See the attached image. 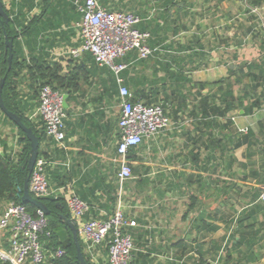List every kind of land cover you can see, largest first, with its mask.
<instances>
[{"label": "crops", "instance_id": "0c3cea01", "mask_svg": "<svg viewBox=\"0 0 264 264\" xmlns=\"http://www.w3.org/2000/svg\"><path fill=\"white\" fill-rule=\"evenodd\" d=\"M82 1H2L13 16L19 14L26 23L42 15L49 25L34 41L19 38L26 60L33 51L35 56L57 63L61 76L80 69L78 89L62 93L67 105L65 140L44 139L39 144L50 195L66 202L75 194L88 204L90 215L101 220L120 206L124 217L136 224L128 227L134 244L131 264H264V203L258 198L251 200L264 190L261 89L257 96L263 103L250 113L239 109L222 117L202 115L200 107L205 95L212 96L210 100L216 104L220 102L219 86L211 84L224 80L221 86L226 88L233 80L229 76L235 65L264 56V30L257 29L260 34L251 44L243 26L240 32L228 29L232 21L228 13L225 28L218 30L219 8L214 0H185L177 16H164L167 9L159 6L161 0H96L107 11L138 15V29L151 35L149 46L156 49L144 67L136 58L123 63L122 85L133 93L132 86L144 77L141 89H158L160 94L176 82L182 85L179 97L185 96L179 101L176 117H169L170 128L132 149L128 156L132 177L120 185L117 78L97 68L89 54L78 58L70 54L82 43L77 26L81 14L76 7V2ZM223 4L228 12L227 3ZM40 28L41 24L37 25ZM165 67L180 75L171 80ZM22 79L21 95L31 97ZM248 82L244 78L241 90L236 88L234 94L243 96V84ZM198 84L211 86L205 87L201 96ZM37 103L30 102L33 109L27 114L35 122ZM243 103L245 107L250 102ZM0 139L9 154L19 149L11 125L0 124ZM7 206L0 203V217ZM248 210L254 212L256 232L241 238L247 225L239 228L237 219ZM9 241V229L0 230V248L7 250ZM83 252L91 264H108L106 245L97 247L94 256L84 248Z\"/></svg>", "mask_w": 264, "mask_h": 264}, {"label": "built area", "instance_id": "2783aa9c", "mask_svg": "<svg viewBox=\"0 0 264 264\" xmlns=\"http://www.w3.org/2000/svg\"><path fill=\"white\" fill-rule=\"evenodd\" d=\"M81 14L78 29L82 40L78 49L71 51L75 58L83 53L89 54L99 67H107L117 78L119 84L120 129L116 145L120 169L117 174L120 185L130 180L132 173L128 165L129 150L137 147L166 131L172 125L161 105L147 106L142 102H132V93L123 85L119 75L126 65L118 63L128 53L135 52L139 60L151 57L156 49L149 46L151 35L138 29L141 19L132 12H110L96 0L76 2ZM64 95L50 86H43L38 95L37 116L44 124L46 135L57 143L65 140L64 122L67 113L63 107ZM46 162L37 158L29 175L28 191L39 199L50 195L45 174ZM264 203V190L259 196ZM67 208L76 225L77 236L83 248L94 256V250L101 245L107 246L108 264H131L134 244L131 236L124 232L127 227L136 226L127 220L118 206L115 212L105 220H85L89 206L75 194L67 198ZM10 231V246L0 248V260L9 264H51L41 238H49L46 215L37 210L31 216L25 208L10 203L0 217V230ZM51 259H59L64 252L57 249L48 254Z\"/></svg>", "mask_w": 264, "mask_h": 264}, {"label": "trees", "instance_id": "16d2710c", "mask_svg": "<svg viewBox=\"0 0 264 264\" xmlns=\"http://www.w3.org/2000/svg\"><path fill=\"white\" fill-rule=\"evenodd\" d=\"M3 1V0H1ZM244 5L248 8L246 10L247 14L252 13V10H259L264 8V0H243ZM186 3L185 0L178 2L177 0H161L159 6L166 8L163 15L177 16L182 3ZM4 11L7 15V19L4 20L0 17V81L5 78L3 87H2V100L5 108L15 114L21 120L22 124L30 129L33 134L36 136L39 144H41L44 139H49L46 135L43 122L39 117H36L38 120L29 119L28 113L32 111L33 106L30 104L31 101L37 100L40 89L47 85L50 86L53 90L59 91L61 93H66L71 91H76L78 89L77 80L79 76L80 69H74L65 76H61V67L57 63H50L47 61V57L35 56L33 51H29V59L26 60L23 45L19 41V38H29L31 41L35 40L38 37L40 30H45L48 28L46 21L42 20V15L33 18L29 23L20 18V15H12L10 10H7L3 5ZM253 17H250L248 20L251 23L250 28H247L244 31V35H251V38L255 39L260 33L253 34L254 29L261 28L264 30V21L261 20L257 23H253ZM255 18V17H254ZM253 18V19H254ZM41 24V28L37 29V25ZM260 24V25H258ZM5 38L12 40V60L9 67L8 55L5 52ZM28 46V43H27ZM261 47L264 49V42L261 44ZM133 53V57H129ZM137 59L139 66L144 67L146 60H139L135 52L128 53L124 58L120 59L118 63H125L127 61ZM150 58V57H149ZM148 58V59H149ZM93 64L98 68L99 66L93 61ZM247 70L244 73V68ZM166 75L171 79L175 80L176 76L180 75L178 70L170 71L169 68H164ZM101 70L107 76L113 75V72L107 67H101ZM182 74V73H181ZM249 81L248 84H243V96L236 95L235 89L241 90L242 80ZM25 79L27 84V89L31 97L24 98L20 92V86ZM144 78V77H142ZM138 79L132 86V102H142L147 106L151 105H161L165 114L168 117H176V113L179 107V101L182 99L185 100V96L179 93L182 85H178L175 82L173 85H169L166 90L159 94L158 89H153L149 92L141 89L142 84L144 85V80ZM233 78L231 83H228L226 88H222L224 80H220L211 85L219 86L218 91L221 93L220 102L216 104L214 100H210L212 96L205 95L202 96V92L205 87H210L211 85L198 84L199 94L202 96L200 104L204 109V114L213 113L220 117L225 116L226 114L237 111L239 109H244L245 113L252 112L253 109H256L260 106V99H258L257 91L261 89V97L264 98V56L256 60H251L245 64L235 65L234 70L230 73L229 79ZM187 83H191L186 79ZM193 86V85H192ZM212 99V98H211ZM248 100L249 105L244 106V101ZM184 102V101H183ZM38 107V103L36 105ZM67 113V110H65ZM207 117V116H206ZM205 118V117H204ZM0 124H8L14 127L16 130L17 144L19 149L13 154H9L6 150L5 141L0 139V147L2 146L3 152H0V203L6 204H18L25 208L27 213L31 216H35L37 209L31 205L24 204L21 202L22 190L24 186V181L29 177L27 170V161L30 156L31 146L30 142L26 138L23 131L16 126L12 121H10L0 110ZM248 136H252L251 133H248ZM134 149V148H132ZM129 150V154L132 151ZM38 150V159L41 158ZM129 159H127L128 161ZM128 165L130 167L129 161ZM131 170V167H130ZM132 173V170H131ZM260 195H256L251 198L255 201L259 199ZM39 200L46 207L48 214L46 215L48 219V229L51 232L49 238H41V241L44 244V249L48 252V261L51 264H78L76 259V248L73 241V235L71 230L66 225V221L69 220L74 223L71 219V215L67 208V203L63 201L60 197L55 198L52 195L47 197H41ZM115 199L112 200V205H114ZM88 205V204H87ZM252 210L244 211L240 214L237 219V225L239 228L242 227V224L246 223L247 227L244 228L246 232L241 238L245 236L255 234V223L252 222ZM98 219L95 216L87 214L85 220H94ZM107 219V218H106ZM253 223V224H252ZM130 228H125L124 232L130 234ZM82 254L88 264H91L89 259L85 257L83 252L82 243L77 236ZM9 247V246H8ZM57 249H60L64 252V255L59 259H51L48 254L55 252ZM107 249V246H106ZM134 254V251L133 253ZM229 259H227V262ZM132 263V260H131ZM0 264H9L0 260Z\"/></svg>", "mask_w": 264, "mask_h": 264}, {"label": "water", "instance_id": "95a60500", "mask_svg": "<svg viewBox=\"0 0 264 264\" xmlns=\"http://www.w3.org/2000/svg\"><path fill=\"white\" fill-rule=\"evenodd\" d=\"M0 17L3 18L4 20L7 19V15L4 11L3 3L1 0H0ZM12 46H13L12 40H8L7 38H5V52L8 55L9 67H10L11 60H12ZM4 81H5V78H3L0 81V110L10 121H12L14 124H16V126L23 131L26 138L30 142L31 152H30V156H29L28 161H27V170H28V173L30 175V173L33 170L34 164L38 158L39 142H38L36 136L33 134V132L30 129L26 128L22 124L19 117H17L15 114L9 112L5 108L3 100H2V95H1ZM63 98H64L63 107L66 110L67 109L66 96L64 95ZM28 183H29V177H27L24 181V186H23L22 196H21V202L24 204L31 205V206L35 207L37 210H41L45 215H47L48 211H47L46 207L44 206V204L39 199L33 197L29 193ZM66 225L71 230L72 235H73V241H74L75 248H76L77 263L78 264H88L86 262L84 256H83V254H82V251H81V247H80V244H79V241L77 238L76 225L69 220L66 221Z\"/></svg>", "mask_w": 264, "mask_h": 264}, {"label": "rangeland", "instance_id": "374dc122", "mask_svg": "<svg viewBox=\"0 0 264 264\" xmlns=\"http://www.w3.org/2000/svg\"><path fill=\"white\" fill-rule=\"evenodd\" d=\"M216 2L214 5L219 8L217 11L219 17V22H218V30L224 27L225 28V23H226V16L225 13H228L232 21H229L228 23V29L235 30L237 32H240L241 29L240 27L243 26V29L246 30L247 28H250L251 23L248 21L250 17H255L254 19L252 18L253 23H257L263 19L264 21V8L259 9V10H252L250 14L246 13V10L248 9L244 5L243 0H214ZM227 3L228 7V12H225V5L223 3ZM229 19V18H228ZM222 25V26H220ZM260 25V24H259ZM257 29L253 30V34L257 33ZM253 38H251V35H249V43H253Z\"/></svg>", "mask_w": 264, "mask_h": 264}]
</instances>
